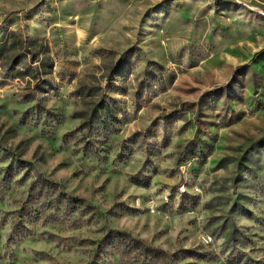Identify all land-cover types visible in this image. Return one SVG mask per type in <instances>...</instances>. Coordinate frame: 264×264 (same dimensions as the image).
<instances>
[{
	"label": "rangeland",
	"instance_id": "374dc122",
	"mask_svg": "<svg viewBox=\"0 0 264 264\" xmlns=\"http://www.w3.org/2000/svg\"><path fill=\"white\" fill-rule=\"evenodd\" d=\"M0 264H264V0H0Z\"/></svg>",
	"mask_w": 264,
	"mask_h": 264
},
{
	"label": "trees",
	"instance_id": "16d2710c",
	"mask_svg": "<svg viewBox=\"0 0 264 264\" xmlns=\"http://www.w3.org/2000/svg\"><path fill=\"white\" fill-rule=\"evenodd\" d=\"M122 237H123V234H122Z\"/></svg>",
	"mask_w": 264,
	"mask_h": 264
}]
</instances>
